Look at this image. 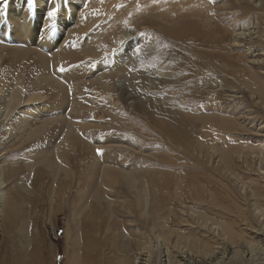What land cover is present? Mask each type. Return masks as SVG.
<instances>
[{
    "label": "rangeland",
    "instance_id": "obj_1",
    "mask_svg": "<svg viewBox=\"0 0 264 264\" xmlns=\"http://www.w3.org/2000/svg\"><path fill=\"white\" fill-rule=\"evenodd\" d=\"M262 4L207 0L205 16L189 24L182 18H140L102 0L81 11L80 24L87 28L75 30L77 19L69 26L78 37L70 41L77 52L71 72L93 106L87 104L84 110H92L82 120H96L86 135L96 153L81 163L85 150L74 144L67 159L75 163L72 174L61 170L53 178L29 154L57 144L59 132L49 125L34 136L31 129L48 109L36 102L21 107L32 126L22 137L0 136V170L17 172L12 179L4 176L12 193L0 207V264H119L124 247L136 256L137 243L157 237L150 235L153 219L168 229V247L179 235L186 237L183 243H206L221 253L249 242L263 226L255 216L264 213ZM86 41L96 54L86 53ZM116 70L123 72L111 81L110 98L93 82ZM109 154L131 169L137 187L116 178L97 194L100 180L84 166H99ZM139 187L148 198L147 215ZM251 189L260 195L254 198ZM210 223L224 226L236 240L216 237Z\"/></svg>",
    "mask_w": 264,
    "mask_h": 264
},
{
    "label": "bare ground",
    "instance_id": "obj_2",
    "mask_svg": "<svg viewBox=\"0 0 264 264\" xmlns=\"http://www.w3.org/2000/svg\"><path fill=\"white\" fill-rule=\"evenodd\" d=\"M102 1L106 3L108 7L123 8L122 10H126V12L132 15L138 14V17L140 18H152V20L159 18L161 21L166 22H171L182 18L181 20L185 21V24H189L191 19H197L205 16L207 11V9L204 8L207 0ZM246 1L251 3L255 2V0ZM262 2L264 3V0H262ZM90 4L97 6V0H34V7L32 9H29L28 7V0H7L6 8L4 7L3 3L0 2V136L5 137L7 140L12 135H15L16 138L20 136L22 137L24 135V131H28L27 129L32 125L29 122L30 119H28V112L20 111L21 107L32 102L40 104L42 103L48 109V111L44 116L41 117V120L39 118L40 126L34 127L31 129V132L35 134L49 125H54V129L59 132L60 139L57 144H51L52 146L47 147L46 150H32L29 156H33L35 162H37L36 164L45 165L44 167L48 169L49 173H52L53 178H55L54 175L57 174L56 172L61 170H63L65 174L64 176L66 177H69L68 172H71L72 174L75 163L72 164L73 166H70L67 159L69 152H72L71 147L74 144L77 143L81 145L85 150L83 156L84 158L81 159V161L79 159L81 163H83L85 159H87L91 154L93 156V153L95 152L94 143L89 141L86 135L91 129L92 125L93 127L95 126L94 121L96 120L93 119L94 121L91 120L89 122H83L82 120L83 117H87L89 111L92 110L89 109V111H86L84 109H87L89 105L91 108L93 106L90 103L91 100H88V98L85 96V85L79 78L74 77L75 72H71V70H74L73 61L77 59V52L75 51L76 49H73L72 43L70 42L71 40H75L76 32H72L69 29V26L73 24L75 19H77L78 24L75 30L78 31L79 28H87L85 24H80L81 20L79 13L81 11L84 13L86 11L85 9ZM262 5L264 6V4ZM54 8L57 9V14L54 18H49L47 16V12ZM85 45L86 47H84V49L87 54H96L95 46H93L88 41L85 42ZM74 47L76 48V46ZM61 66H64L65 72L70 70V73H68V71L66 73L60 72L59 69ZM118 72L123 71L116 70L109 72L106 71V73L102 72L100 73L99 78L97 77L93 83L103 88L104 92H106L111 98L115 92L111 81L113 78H115V75ZM34 74L38 75L36 78L31 80L30 76ZM42 85L46 87H42ZM257 92L261 94V88L258 89ZM87 104L89 105L87 106ZM92 116L94 118V115L91 112V117ZM214 116L216 117V115ZM34 136L37 135L35 134ZM119 143L115 142L113 144ZM123 144L131 145L127 142H124ZM220 153V156L223 159L226 154L224 152ZM108 156H111V154L105 155L104 157L102 156V162L100 165L97 166L98 164L95 163L96 166H94V168L91 166L90 170V165H88V163L86 166H84L86 167L85 170H88V174L93 175L95 178L100 180L99 187H96L95 185L97 194L102 193L101 189L102 187L105 188L107 184L106 182H111L116 178L124 181L128 186L134 187L136 180L131 172V169H125L120 165L121 163L119 164V162L116 161V159L113 157L109 158ZM95 158L101 159L98 157ZM77 159L78 158L75 160L78 162ZM245 159L247 160L248 157L244 156V160ZM16 173L17 172L15 170H12L11 173L6 174V170L5 172L3 168L0 170L1 208L7 205L6 201L9 197L8 195L12 193V189L6 187V179H4V176H6L7 179H12ZM261 177L264 180V176ZM38 180L39 178L36 179V181ZM95 183L98 182L96 181ZM243 185L241 186L242 188L245 187ZM255 187L257 188V186ZM22 189H25V187L23 186ZM241 190L243 194L244 189L240 188V191ZM138 191L141 192L140 198L142 203L139 202V204H142L141 211L143 214L147 215V205L149 202L145 190L144 188L139 187ZM260 193L258 195H260ZM250 194L254 198L258 197L257 193L255 194L254 191H252ZM261 211L262 210H259L257 216H255L256 220L261 221L260 223L263 224L262 227L259 226L261 229H257V232L252 233V239L249 242L242 240V244H235L236 246L232 248H225L224 252L226 255L224 252H217L215 249L210 248L208 245H206V243L201 242L198 244V246H195L190 242L183 243V240H187L185 239L186 237H184V235H179V238H175V241L170 244V247H168V245L164 242V239L167 238L166 235H168V231H166L168 229H165L163 224H158V222L154 221L155 219H153V221H150L152 223L150 226L151 233L149 231L150 235L155 232L154 236H152L153 238L157 235L153 242L149 241L148 239V241L145 243H137L135 251L136 256H133L134 253L131 252L130 249L124 247V255L121 259H119L120 261L118 262L119 264H158V262L159 264L264 263V213ZM3 215L4 217L6 216V214ZM5 219H7V217ZM245 219H247V217H245ZM210 226L209 227L211 231L216 237H219L220 235L225 237L223 234H227L229 235L228 240H236L234 239V236L231 234V232L228 231V229H226L224 226H219L217 223H210ZM180 239H182V241ZM225 239H227V237ZM161 248L163 249L161 250ZM158 257H160V259L163 258V261H158Z\"/></svg>",
    "mask_w": 264,
    "mask_h": 264
},
{
    "label": "snow or ice",
    "instance_id": "obj_3",
    "mask_svg": "<svg viewBox=\"0 0 264 264\" xmlns=\"http://www.w3.org/2000/svg\"><path fill=\"white\" fill-rule=\"evenodd\" d=\"M0 2H2L4 7L6 8L7 0H0ZM212 2L214 3L215 0H212ZM28 7H29V9H32L34 7V0H28ZM56 14H57V9H55V8L47 12V16L49 18H54L56 16ZM137 51H139V50L137 49ZM59 71L63 72V71H65V68L63 66H61ZM96 151H97L98 154H102L103 153V149H99L98 148Z\"/></svg>",
    "mask_w": 264,
    "mask_h": 264
}]
</instances>
